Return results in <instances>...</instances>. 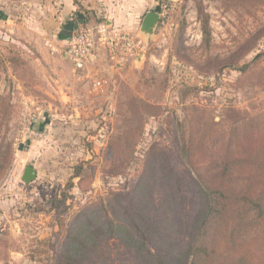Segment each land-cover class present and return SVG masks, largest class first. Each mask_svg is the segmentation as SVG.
Here are the masks:
<instances>
[{
	"label": "rangeland",
	"instance_id": "obj_1",
	"mask_svg": "<svg viewBox=\"0 0 264 264\" xmlns=\"http://www.w3.org/2000/svg\"><path fill=\"white\" fill-rule=\"evenodd\" d=\"M172 1L154 35L140 36L138 24L125 30L139 49L124 69L103 51L98 63L73 68L60 27L0 32V264H46L38 240L62 235L83 206L132 188L148 154L173 160L191 106L218 126L205 162L178 165L186 176L204 172L231 129L264 120V0ZM26 165L36 172L30 182ZM60 190L69 198L58 214L47 200ZM102 249L95 264H129L123 244L107 240ZM36 251L43 255L31 259Z\"/></svg>",
	"mask_w": 264,
	"mask_h": 264
},
{
	"label": "trees",
	"instance_id": "obj_2",
	"mask_svg": "<svg viewBox=\"0 0 264 264\" xmlns=\"http://www.w3.org/2000/svg\"><path fill=\"white\" fill-rule=\"evenodd\" d=\"M79 16L90 19L78 7L68 21ZM190 110L196 113L187 115L188 134L182 132L173 160L163 151L148 154L132 188L83 206L62 235L38 240L49 251L46 264H95L107 240L127 248L129 264H264V120L231 129L204 172L186 176L178 165L205 162L206 143L218 126L204 107ZM79 175L75 167L71 179ZM67 193L47 200L58 214L67 207ZM41 255L36 251L30 258Z\"/></svg>",
	"mask_w": 264,
	"mask_h": 264
},
{
	"label": "crops",
	"instance_id": "obj_3",
	"mask_svg": "<svg viewBox=\"0 0 264 264\" xmlns=\"http://www.w3.org/2000/svg\"><path fill=\"white\" fill-rule=\"evenodd\" d=\"M78 7L89 12L90 25L105 22L113 29L131 30L137 24L139 28L145 12L157 9V4L156 0H0V32L50 34ZM92 59L99 62L95 56Z\"/></svg>",
	"mask_w": 264,
	"mask_h": 264
},
{
	"label": "built area",
	"instance_id": "obj_4",
	"mask_svg": "<svg viewBox=\"0 0 264 264\" xmlns=\"http://www.w3.org/2000/svg\"><path fill=\"white\" fill-rule=\"evenodd\" d=\"M156 4L160 20L174 7L172 0H156ZM72 22V34L67 37L63 51L75 69H83L100 51L110 55L114 68L124 69L131 61L134 50L139 49L136 34L110 28L105 22L90 25L80 16ZM96 84L101 86V81L97 80Z\"/></svg>",
	"mask_w": 264,
	"mask_h": 264
},
{
	"label": "water",
	"instance_id": "obj_5",
	"mask_svg": "<svg viewBox=\"0 0 264 264\" xmlns=\"http://www.w3.org/2000/svg\"><path fill=\"white\" fill-rule=\"evenodd\" d=\"M160 14L155 10H148L143 15L139 28L138 34L143 38L147 39L149 36L154 35V32L159 24ZM73 30V22L68 21L61 25V32L64 35L70 36ZM36 176L35 169L31 165H26L23 170L22 180L25 182L32 181Z\"/></svg>",
	"mask_w": 264,
	"mask_h": 264
}]
</instances>
